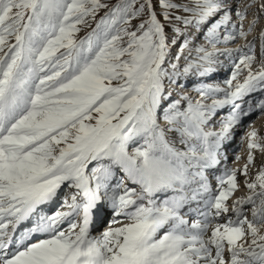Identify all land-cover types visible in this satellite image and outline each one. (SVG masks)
I'll return each mask as SVG.
<instances>
[{
	"label": "snow or ice",
	"instance_id": "1",
	"mask_svg": "<svg viewBox=\"0 0 264 264\" xmlns=\"http://www.w3.org/2000/svg\"><path fill=\"white\" fill-rule=\"evenodd\" d=\"M256 3L0 0V264H264V164L248 179L264 137L247 132L246 164L217 175L215 191L207 175L253 110L243 98L264 92V28L254 70L259 16L243 23ZM229 43L235 56L218 47ZM221 56L226 87L171 98ZM238 172L248 194L229 203Z\"/></svg>",
	"mask_w": 264,
	"mask_h": 264
},
{
	"label": "rangeland",
	"instance_id": "2",
	"mask_svg": "<svg viewBox=\"0 0 264 264\" xmlns=\"http://www.w3.org/2000/svg\"><path fill=\"white\" fill-rule=\"evenodd\" d=\"M113 2H114V0H113ZM153 2L155 3L156 0H153ZM250 3H252V0H231V8L233 10H235L236 8H239L241 11H245V6L250 4ZM259 3H260V0H257V3L255 5H253V7L247 8V17L243 23H244L245 30H247L248 23L251 20H253L254 18H256L257 16H259L256 28L254 29L253 34L248 37V40L251 41V40H253L254 37L256 38L255 39V50L257 49L256 50V51H258L257 56L259 55L258 57L261 58L260 51H259L260 50V44H259L258 33L262 28H264V15H259ZM100 15H102V13H100ZM232 20H233V22H235L237 24L240 23L236 19L235 15H234V11L232 14ZM87 30H90V29H86V31ZM205 30H206V28H205ZM79 35H81V36L84 35V32L79 33ZM187 35H188L190 40L194 39L196 43H204L203 38H202V36H203L202 32H197L195 29H188ZM181 42H183V37L179 38L178 44L176 46H173V48H172L173 57L175 56L176 52L179 51L178 45ZM242 42L243 41H238L237 43L243 44ZM205 46H207V45H205ZM218 47L222 50H225L226 48L232 49V48H236L237 44L236 43H229L227 45L221 44V45H218ZM183 54L186 55L187 51H185ZM223 60H225V59H223ZM179 62H182L184 64L183 59H181ZM255 69H256V67H255ZM229 71L230 70L226 69L224 71V75H222V78L224 77V79L225 78L229 79L231 77V72H229ZM222 78H220V79H222ZM184 79L185 80L190 79V81L193 80L191 83L201 82V78L195 77V76H189L187 78H183L182 81ZM193 94H195V92H193ZM248 99H252V100H248ZM258 100L259 101L264 100V92L256 91V92L250 93L248 96H245L243 98V102L241 105L243 108L247 109L249 102L252 103V105H255L258 102ZM224 108L229 109L228 106H226ZM224 108L218 109L217 113L213 117V119H216L218 115L225 112ZM242 120H243L242 121L243 123L238 125V128L236 126L237 131L232 133V135L230 136L231 142L229 141L227 144V146L231 149V151H229V150L227 151V154L229 153V158L231 161L230 165H232V167H234L235 164L239 165L241 162L245 161L244 158L245 159L247 158V154L244 155V153L247 151L246 138H247V132L252 129V128H250L251 125H257L259 128H264V125H263L264 124V113H261L259 109H256V108L253 109L251 111V113H249V115L245 116ZM240 122H241V120H240ZM253 154H256V151H254ZM237 156L240 157V159L238 161L236 159ZM227 160H228V158H227ZM225 161H226V159H225ZM225 161H223V162H225ZM221 167H222V169L226 168L224 164H222ZM244 195H246V194L243 192V190L241 189V187L238 184L236 191L233 193L234 198L235 197L236 198L242 197ZM233 196H232V199H233ZM229 202H231V199L229 200Z\"/></svg>",
	"mask_w": 264,
	"mask_h": 264
},
{
	"label": "bare ground",
	"instance_id": "3",
	"mask_svg": "<svg viewBox=\"0 0 264 264\" xmlns=\"http://www.w3.org/2000/svg\"><path fill=\"white\" fill-rule=\"evenodd\" d=\"M258 12V11H257ZM242 43H245V41H243ZM227 49V48H226ZM232 50H233V55L235 56L236 55V53H235V48H232ZM257 50V49H256ZM255 49H254V55H255V57H256V59H257V63H254L253 64V69L255 70V67H257V64H258V62L260 61V58L257 56V53H258V51H256ZM221 51H223L222 49H221ZM260 51V50H259ZM223 59H225V60H223ZM220 61H221V64H219V65H217V67H216V71L214 72V73H216V76L213 78V79H211L210 81H208V83H214V84H218L220 87H226V85L224 84V81L225 80H227L228 78H225L224 79V77L222 78V75H224V71L227 69V70H230L229 72H231L232 71V67H233V64H232V60L231 59H229V58H227L226 56H221L220 57ZM228 72V73H229ZM220 78H222V79H220ZM217 79H219V81H217L216 82V80ZM242 79V78H241ZM178 84H181V83H178ZM173 88H176L175 86L173 87ZM177 88H178V85H177ZM188 89V88H187ZM189 90V89H188ZM190 91V90H189ZM248 100H252V99H248ZM239 102V101H238ZM258 102H259V100H258ZM257 102V103H258ZM252 104V103H251ZM256 105V104H255ZM255 105H252L253 106V109H255ZM242 106V105H241ZM228 115V113H227V111H225V112H223L222 114H220V116L222 117V116H227ZM243 117H245V116H242L241 118H243ZM242 120V119H241ZM264 125V124H263ZM238 128V127H237ZM250 128H255L256 129V131H257V133H258V135L259 136H261V137H264V128H259L257 125H251V127ZM233 131H235V130H233ZM231 135H232V132H231ZM231 142V141H230ZM224 144V141L222 142V145H221V149L223 148V149H225V147L226 146H224L223 145ZM246 144H247V138H246ZM255 151V150H254ZM224 154H225V152L223 153V156H224ZM245 154H247V151L244 153V155ZM253 164L251 165V166H249V173H248V179L249 180H251V178L252 177H254L255 176V174L257 173V171H258V169H259V167L262 165V164H264V153H261V152H259V151H256V154H253ZM244 160L245 161H243V162H241L239 165H236L235 164V166L234 167H232V165H230V163L227 165V166H225L226 168L225 169H223V170H220V175L225 171V170H227V169H242L243 167H244V165L246 164V162H247V158L245 159L244 158ZM223 161H225V158H224V160H221V162L222 163H224ZM227 161H229V160H227L226 159V161L225 162H227ZM222 163H221V165H222ZM244 179H245V177L244 176H242V175H240L239 174V172H238V174H237V181H238V184H239V186L241 187V189L243 190V192L247 195L248 193H247V189L244 187V183H243V181H244ZM214 182L212 183V184H210L211 186H212V188H213V190L215 191V189H216V180H213ZM246 195H244V196H246ZM233 196V195H232ZM236 198V197H235ZM234 198V196H233V199H235ZM231 200H232V197L230 198ZM229 203H231V202H229ZM54 210V209H53ZM53 210H51L50 212H49V214H51V213H54L55 211H53ZM58 210V209H57ZM30 226V225H29Z\"/></svg>",
	"mask_w": 264,
	"mask_h": 264
}]
</instances>
